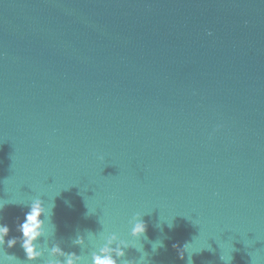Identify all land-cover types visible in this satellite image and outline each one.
I'll return each instance as SVG.
<instances>
[{
  "label": "water",
  "instance_id": "obj_1",
  "mask_svg": "<svg viewBox=\"0 0 264 264\" xmlns=\"http://www.w3.org/2000/svg\"><path fill=\"white\" fill-rule=\"evenodd\" d=\"M36 195L65 251L139 213L150 264H264V0H0L9 237Z\"/></svg>",
  "mask_w": 264,
  "mask_h": 264
},
{
  "label": "clouds",
  "instance_id": "obj_2",
  "mask_svg": "<svg viewBox=\"0 0 264 264\" xmlns=\"http://www.w3.org/2000/svg\"><path fill=\"white\" fill-rule=\"evenodd\" d=\"M11 202L26 204L27 211L24 212L22 221L16 226L18 236L9 237L8 224L0 223V264H33L35 261H39V264H150L148 253L144 251L140 243L142 236L147 239L145 236L147 225L139 213L134 214L129 220L128 235L133 239L122 238L118 233L108 231L104 227L97 234L90 231L86 235L77 233L71 241L73 246L81 249L77 253L65 251L60 242L54 239L55 225L51 222V208L45 206L40 195L27 201L13 200ZM6 203L9 201L0 199V212ZM91 213L94 212L89 211V214ZM168 226L172 227L171 223ZM86 238L89 241L87 245ZM150 243L153 252L164 246L160 240ZM17 244L23 250V260L8 252V249ZM188 246L189 243H185L178 248V257L183 260L187 253V264H193L194 252L190 254ZM173 247L177 246L173 245ZM129 248H135L140 255L127 258L126 250Z\"/></svg>",
  "mask_w": 264,
  "mask_h": 264
}]
</instances>
